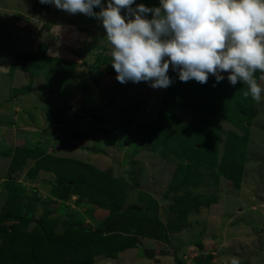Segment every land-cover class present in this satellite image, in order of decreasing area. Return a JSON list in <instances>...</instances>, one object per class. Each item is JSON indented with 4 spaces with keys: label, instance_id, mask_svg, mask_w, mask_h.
Listing matches in <instances>:
<instances>
[{
    "label": "rangeland",
    "instance_id": "rangeland-1",
    "mask_svg": "<svg viewBox=\"0 0 264 264\" xmlns=\"http://www.w3.org/2000/svg\"><path fill=\"white\" fill-rule=\"evenodd\" d=\"M107 3L108 0H102L104 7ZM140 4L149 8L159 7L160 0H135L132 8ZM100 11V7L94 8V12ZM122 15L128 16L126 9L122 10ZM153 15L147 13L146 18L152 19ZM131 18L134 19V16ZM98 21L101 20L82 13L70 14L54 5L41 4L39 0H0V215L4 210H10L11 214L22 213L24 217L30 218L42 211V225L49 234L55 236L61 235L68 223L93 231L102 227L105 220H110L108 229L120 228L127 231L122 234L127 236L108 241L98 239L84 244L74 234V239L71 237L62 244L40 246L37 264H128L118 258L122 250L112 256L108 254L126 242L127 237L136 236L138 239L139 236L149 235L162 238V235L160 228L153 227L151 223L147 222L143 229L145 235H141L135 233L132 220L120 221V216L116 214L124 209L122 206L127 200L148 201L154 219L152 201L156 200L145 188H150L163 201H186L188 214L197 209L189 201L202 202L203 205L206 200L200 199L201 196L216 195L217 201L244 202L240 206L246 215L238 214L235 219L221 215L215 218L216 223L204 222L205 225L199 216V221L191 223L186 234L188 246L184 247L186 252L182 256L186 255L188 261L176 258L175 264H231L233 257L239 259V264H264V201H261L264 199V93L260 102L254 101L251 95L245 97L244 92L248 91V87L242 81L235 85L238 93H222L220 96L205 88L203 98L197 101L192 99L197 96L196 86L183 84L180 80L171 83L176 84L179 94L170 90L175 86L170 85L165 91V88H153L151 82L144 81H127L121 87L123 83L116 79V71L105 63L112 62V48L106 39V30ZM40 43L43 44L40 50H43L45 56H51V60L39 57L31 59L24 53L36 52ZM20 52L23 55L18 59L17 56L22 54ZM102 68H105L107 74L114 75V87L112 89L101 84L97 91L101 92L98 96H102L103 100L98 99L101 103L91 106L88 104L90 95L84 89L87 86H84L88 81H94L93 72L102 71ZM221 75L227 78L229 73L223 72ZM262 76L264 73L259 70L254 74L258 84L264 88ZM61 83L65 84L62 88L67 90H50ZM189 88L193 94L187 97ZM125 89L130 90L129 95ZM27 97L51 101L46 109L53 113L46 115L41 112L40 119L27 121V126L25 123L17 124L21 121L20 117H23L22 113L26 114L15 105L28 100ZM162 106L163 119L159 121ZM206 106L209 110L203 109ZM35 107L45 111L43 107ZM59 127L60 133L57 131ZM26 129L29 131L28 136L25 134ZM49 132H55L58 136L50 139ZM40 138L44 140L43 143L52 142L54 150L47 148L45 151L46 146L34 143L27 155L32 156L30 158L33 163L30 159L24 160V147L31 139L34 142ZM94 138L108 140L106 143L104 140L95 142ZM62 143L69 145V148L75 145L78 150L101 152L108 165L112 166L111 174L113 172L119 176L110 178V173H107L104 178L98 175L91 186H87L88 176L81 178L76 186L68 184L69 179H78L86 173L78 168L71 173L67 163L55 160L60 153L70 150L63 147V151H60ZM18 144L24 146L17 147ZM200 145H203V149L199 150ZM195 147L198 150L195 151ZM10 164L13 167H9ZM17 165L19 169L28 171V175H34L38 167H44L42 169L50 172L52 165H56L66 187L58 190L59 193L67 195L82 192L91 201H85L80 211H74L71 202L69 206L74 210H65L67 203L61 206L51 201H32L34 206L37 205L36 209L28 212L26 203L29 201H23L25 198L22 199V195H14L16 190L22 192L18 189L20 183L17 182V187L14 182H10V173L18 168ZM164 175L170 176L171 181L168 185L165 182L163 186H158V177ZM38 176H44V179L51 177L46 173ZM152 176L155 177L154 182L150 180ZM2 177L7 181L1 180ZM25 185L31 188L28 181ZM100 185L105 186V191L101 192ZM23 191L25 193V188ZM11 197L16 201L13 202ZM253 204H256L255 208ZM181 212L179 209L174 210L170 229H182L184 215ZM104 215L107 216L104 218ZM208 215H211V211ZM259 216H263V220L260 219L256 224L253 220ZM193 218L196 219V215ZM232 221L233 225L241 224V228L233 236L234 239L228 238L233 248L226 251L227 257L223 260L220 256L213 258L211 252L202 254V236H206V230L215 237L218 222L221 226L225 223L227 229ZM11 222L13 220H3L0 225ZM19 224V231L23 234L13 237L11 245L16 249L24 248V253L29 254L34 245L29 233L36 222ZM1 236L2 229L0 243ZM176 240L179 245L181 238ZM216 245L215 237V244L207 248L216 251ZM0 247V254L7 253L6 248ZM178 249L180 247L176 249L177 255ZM203 249L207 250L204 246ZM154 250L151 253L144 250L138 261L144 264L156 262L160 256Z\"/></svg>",
    "mask_w": 264,
    "mask_h": 264
},
{
    "label": "clouds",
    "instance_id": "clouds-1",
    "mask_svg": "<svg viewBox=\"0 0 264 264\" xmlns=\"http://www.w3.org/2000/svg\"><path fill=\"white\" fill-rule=\"evenodd\" d=\"M39 2L101 20L120 83L144 81L167 88L171 66L182 82L206 84L210 74L219 82L221 73L228 72L231 85H247L245 97L260 102L264 93L254 78L258 70L264 73V0H160L159 7L140 4L135 9V0H108L106 7L102 0ZM147 13L153 18L147 19ZM231 264L239 259L233 257Z\"/></svg>",
    "mask_w": 264,
    "mask_h": 264
},
{
    "label": "crops",
    "instance_id": "crops-1",
    "mask_svg": "<svg viewBox=\"0 0 264 264\" xmlns=\"http://www.w3.org/2000/svg\"><path fill=\"white\" fill-rule=\"evenodd\" d=\"M98 22L102 25V28H104L102 21H98ZM25 34L28 35L27 32H25ZM102 34L104 35L106 33H102ZM93 73H94L93 77L95 78V80L94 81H91V80L88 81V83L85 84V86H84V87L87 86L84 89H85L86 93L88 92L87 95L88 96L90 95V97H89L90 101L88 102V104H91V106H94L98 103L100 104L101 101L98 102L97 101L98 99L103 100L102 96H98L101 92L97 91V89L100 88L101 84H106L107 86H110L112 88V87H114V80H115V78L113 77L114 75L111 73L107 74V71L105 70V68L104 69L102 68V71H96ZM108 81L110 82L109 84L106 83ZM91 83H93V85H90ZM64 85L65 84L61 83V84H59L58 87H57V85H55L53 89H50V88L49 89L52 91H56V89H57V91L67 90L65 87L62 88V86H64ZM121 87H124V83L121 85ZM46 88H48V87H46ZM125 91H126L127 95H129L130 90L125 89ZM32 92H33V89L31 91V93ZM27 98H28V100H23L20 103H17V105H15V106L19 107L18 109L21 112L23 111L26 114V115H24L22 113L23 117L22 116L20 117L21 121H20V123H17V124H24L25 123L26 126H27V121L29 122L31 120L34 121V120L40 119V116L42 114L41 112H43L44 114L47 115L49 112L47 111L48 109H46V108H48V106L51 104L50 103L51 101L37 100V98L33 99V97H31V99H30V97H27ZM119 100L121 101L122 98H120ZM53 103L55 104L56 102H53ZM122 103H123V101H122ZM122 103H120V104H122ZM124 103H125V101H124ZM35 106L43 107V109L45 111H40ZM112 108H109V109L111 110ZM52 113L53 112H50L49 114H52ZM15 114H16V112H15ZM35 130H37V129H33V131H35ZM30 131H32V130H30ZM57 131L60 133L61 128L60 127H59V129L57 128ZM62 132H63V130H62ZM28 133H29V131H28V129H26L25 134L27 136H28ZM49 136L51 139V138H53V136L57 137L58 135H55V132H49ZM94 140H95V142H97L98 140H104V142L106 143V141L108 139L107 138H94ZM43 141L44 140L41 138L34 141V142L31 139L30 142H28L27 146L24 147V149L29 150V148H32L34 143H35L36 145L40 144V145L46 146L44 148L45 151L47 148H48V150L50 148H52V150H54L53 146L51 145L52 142L47 144V142L43 143ZM24 145H26V143ZM24 145L18 144V146L17 145L16 146L17 147H23ZM74 146H71L73 148H69V145L62 143V146L60 147V151H63L62 150L63 147H65L66 149H70V150L63 151V154L60 153V155H58V157L66 158V159H72V160H75L78 162H84L88 165H91L96 170L100 171L99 172L100 177L102 176V177L106 178L107 173H110V175H109L110 178L112 176H114V177L119 176V174H117V173L112 172V174H111L112 166L108 165L106 157L101 152H97L94 150H90V151L89 150H86V151L85 150H78L77 147H74ZM104 147H105V145H104ZM100 149H102V148H100ZM14 150H15V148L13 149V151ZM67 151H70V152H67ZM84 151L86 153V156L84 155ZM24 157H25L24 160H26V161L28 159L32 160V158H30L32 156L26 155ZM26 161H25V163H26ZM27 163L29 164V162H27ZM32 163H33V160H32ZM32 163H31V165H33ZM12 164H10L9 167L10 166L13 167ZM17 166H18V168H16ZM17 166H15L16 169L10 173V176L12 178V179H10L11 180L10 182H12V183L14 182V184L17 187H18L17 182L20 183V187L18 189L22 190V192L21 191L19 192L18 190H16V191L19 193L20 196L22 195V197H23L22 199L25 198L23 201H41V202L51 201L52 204H57V205H61V206H63L64 203H67L68 205L65 207V210H67V209L74 210L75 209L74 211H76V210L80 211L81 209H83L82 207L86 204L85 201H91L89 199V197H87L86 194L83 195L82 192H78V193L77 192H71L67 195L65 193H63V194L59 193L58 190L65 189L66 187L64 186L62 178L58 177V174L55 171H52V170L45 168V169L50 171V172H48V171H45L44 169H42L44 167H38V168H35L36 172L34 175H30V174L28 175L27 174L28 171H25L22 168L19 169V165H17ZM23 170H24V177H23ZM43 173L49 174V175H51V177L44 179V176L43 177L38 176V174H43ZM13 177H14V179H13ZM154 179H155V177L152 176L150 180L154 182ZM171 179L172 178L170 176L168 177V175L158 177V182H159L158 186H160V185L163 186L165 184V182L168 185V183L171 181ZM1 180H4V182L7 181V179H5L3 177ZM27 181H28L29 185L31 184V188L26 187L25 184ZM59 181H61V184L59 183ZM153 182L151 183V185L153 184ZM67 183L70 185L76 184L74 182V179L73 180L69 179V181H67ZM142 184L147 185L145 183H142ZM10 186L11 185H9L7 187H10ZM24 188H25V193L23 191ZM145 189L147 190V192L149 194H151L153 196V200H156V201H152V203L154 205L153 218L156 219L157 221H159V223H160L159 226H157V227L160 228L159 230H160V233L162 235V238H159L158 236H151V237L150 236H139V238L137 239L138 242H137L136 247L126 248V249L122 250L121 252H119L118 258L120 260H123V263L127 262L128 264L129 263L144 264L143 262L138 261L140 259L139 255H141L142 252H145V251H146V253H151L153 248L155 249L154 250L155 252L158 251V256H160L157 258L158 260L156 262L154 261L153 264H175V262L177 261L176 258L177 259L184 258L186 260V258H188V257H186V255L182 256V254L184 252H186L184 247L188 246V244L186 243L187 230L189 227H191L190 226L191 223H195V222L199 221L198 220L199 216H201L203 224H204V222H211L212 224H214V223H216L215 218L221 217V215H223L227 219L230 217L232 219H235L238 214L246 215V212H244L243 207L240 206L244 202H242V201H221V199H220V201H214L208 205H204V204L200 205V206H198V208L196 210H194V212L187 214L186 219L184 218V220H183L184 222H183L181 230H178L176 228L170 229V227H171L170 223H172V216L174 215V210H172L170 208L173 201H167V200L163 201V199L159 195H157L153 191H151L150 188H145ZM145 189L143 188V190H145ZM242 189H244V191H245L244 187H242ZM242 189H240V190H242ZM246 194H248V193L246 192ZM11 200H12V197H11ZM261 201H264V199H262ZM5 202L6 201H4V203ZM70 202H71L72 206L74 207V209H71V207H72L71 205L69 206ZM233 202L235 204H233ZM249 202L250 201H248V203ZM4 203H3V205H4ZM125 204H123V206H122L123 208H126L127 206H129V204H131L132 206H137L140 208V210H142V212L144 214H146L150 218H152L150 211H149L148 201H145L143 199H140V200L138 199L137 201H128L127 200ZM36 206L34 207V209H36ZM252 207L255 208L256 204H253ZM209 211H211V215H208ZM41 212L38 213V215L42 214ZM202 213L205 215H202ZM192 214L194 216L196 215V219L193 218ZM216 214H217V216H216ZM38 215H35V217H38ZM98 216L99 215H97L96 218ZM106 216L107 215H104V218ZM260 217H262V218H260ZM257 218H259V219H257ZM257 218L253 220L256 222V224H257V221L260 222V219L263 220V216H259ZM224 224H223V226H221L220 222H218V227H216V230H215V232H216L215 237H216V244H217L216 245L217 246L216 251L213 249H212V251H209L207 248V246H211L212 244H215V237L209 235L212 233H210L208 230H206V233H205L206 236L205 235L202 236V240H203L202 241V248H201L202 254H204L206 252H209V253L211 252V255H213V258L215 257V259H217V256H218V258L220 256V257H223V260L227 257L228 252L226 253V251H228L229 248H233V246H232L233 243L229 242L228 238L229 237L233 238V236L241 228V224L236 223V225H233V221H232V223L229 224L227 229L224 227ZM185 227H186V231H185ZM250 228H251V225L249 224V229ZM249 231H251V229ZM177 238H181V241L179 240V242H180L179 245H178L177 240H176ZM203 246L207 250H204ZM177 247H180V249H178L179 255H177V252H176ZM187 261H188V259L185 262H187Z\"/></svg>",
    "mask_w": 264,
    "mask_h": 264
},
{
    "label": "trees",
    "instance_id": "trees-1",
    "mask_svg": "<svg viewBox=\"0 0 264 264\" xmlns=\"http://www.w3.org/2000/svg\"><path fill=\"white\" fill-rule=\"evenodd\" d=\"M151 1H154V0H151ZM42 46H43V44L40 43L37 51L34 53H29V52H24V53L26 54L27 57H29L31 59L39 57V58H43L46 60H51L52 59L51 56H45L44 53H42L43 50H40ZM20 53H22V54H20ZM20 53H19L20 55L17 56L18 59H19V56L22 57V55H23V52H20ZM62 62H65V61L63 60ZM100 63H102V62H100ZM105 63L110 64L112 66V64L110 62H105ZM168 75H169L170 79L172 77L171 81H173V80L179 81L180 80L178 71L173 70L172 68L169 70ZM180 82L183 84L188 83L190 86L191 85L196 86L195 87L196 92L195 91L194 92L196 93L197 96H193V98H192L193 101H197L198 99H201V97L203 98V92H204L205 88H207L208 90H212V93L214 92L213 94H217L220 96H222V93L223 94L238 93V89H236L235 86L231 85V83L225 77L223 80L217 82L215 76H209V79H208L206 84H201L195 80H190L188 82H182L180 80ZM170 85L172 87L175 86L170 90L176 91V89H177L176 84H170ZM213 85H214V87H213ZM169 86L167 88H169ZM211 87H213L215 90H213ZM167 88H165V91L167 90ZM187 91H188V93H186L187 97H189L193 94V92H191L192 90L190 88ZM164 96H165V94H164ZM203 109L209 110L208 106L203 107ZM166 116H167V114L165 115V117ZM162 117H163V106L161 107V109L159 111L158 120L160 121L161 119H163ZM202 147H203V145H200L199 150L203 149ZM196 150H198L197 147H195V151ZM26 155H29V151L27 149H24L22 157H24ZM55 160L58 163H62V164L67 163L68 166L70 167L71 173L74 171V169L76 170L77 168L80 171H84L86 173L84 176H82L78 179H74L75 183H78L81 178L88 176L89 180L87 181V186H91L92 183L94 182L96 176H98L100 174L99 173L100 171L96 170L91 165H88V164L86 165V163H84V162L72 161L70 159L60 158V157L56 158ZM78 164H81L82 166H76ZM51 168H52V170H54L58 174V177L61 178V174L59 173V167H57L56 165H52ZM60 168H62V167H60ZM59 183L61 184V181H59ZM105 186H106V184H105ZM105 186L100 185L101 192L105 191ZM14 195L17 197L20 196L17 191H14ZM215 196H211V197L201 196L200 199L206 200L203 202L205 205H208L214 201H217V198H215ZM14 201H16V200L13 199V202ZM189 202L194 203L196 208H198V206H200L202 204V202H197V201H189ZM17 203L18 202H16V204ZM26 204L28 205L27 206V208L29 209L28 212H31V210H33L35 207L33 205L34 203L32 201H29ZM186 204H187L186 201H173L170 208L172 210H176V211H177V209L182 210V212L180 214H183L184 215L183 217L186 218V216L188 214L187 213L188 209L185 208ZM119 207H121V206L119 205ZM9 211L10 210H4L2 215H0V222H2L3 220H9V219L13 220V222L9 223L8 225H0V229H2V236H1L0 245L2 247L6 248V250H7V253L2 252L0 254V264H5L7 262L12 263V264H37V259L39 256L38 252L41 251L40 246L52 245V244L56 245L59 243L62 244L65 240L71 239V237L74 234H76L75 237H79L81 240H83L84 244H88V243H91L93 241H97L98 239H101V240L103 239L105 241H108L110 239L121 238L122 236H127V235H122L123 232H127V231H124L120 228H109L108 229V224L110 223V220H108V221L105 220L102 227H100L98 229H94L93 231L86 230L83 227H81L75 223H68L66 228L64 229V232L61 235L55 236V235L49 234L46 231L45 227L42 225L40 217L43 214L38 215L37 218H35L33 216L28 218L26 216L24 217V215H22V213L11 214L12 212H9ZM116 215L120 216V218H121L120 221H123V220L128 221L129 219L132 220L133 221L132 227L135 229L136 234L145 235V234H143V229H144V227L146 228L147 222L153 224V227L159 226V224H160L159 221H157L156 219H152L148 215L144 214L142 212V210H140V208L137 206L124 208L120 213L117 212ZM28 221L29 222L34 221V222H36V225H35L34 229H32L33 233L32 232H31L32 234L29 233L30 238L33 239L34 245L32 246L30 253L25 254L24 253L25 249L24 248L16 249L14 246L11 245V240L13 239V237H16V236L23 234L22 232L19 231V229L21 227L19 223H27ZM118 221H119V219H118ZM143 224H145V225H143ZM146 236H149V235H146ZM75 237H72V239H74ZM135 237L136 236L127 237L128 240H126V242H123L121 245H119L118 248L112 250V252H110L108 255L112 256V255H115L120 250H123V249L128 248V247L136 246L138 241Z\"/></svg>",
    "mask_w": 264,
    "mask_h": 264
}]
</instances>
